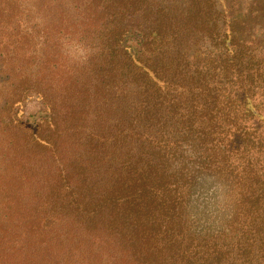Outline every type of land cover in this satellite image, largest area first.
I'll use <instances>...</instances> for the list:
<instances>
[{"label":"trees","instance_id":"trees-1","mask_svg":"<svg viewBox=\"0 0 264 264\" xmlns=\"http://www.w3.org/2000/svg\"><path fill=\"white\" fill-rule=\"evenodd\" d=\"M0 63V264H264V0H0Z\"/></svg>","mask_w":264,"mask_h":264},{"label":"rangeland","instance_id":"rangeland-1","mask_svg":"<svg viewBox=\"0 0 264 264\" xmlns=\"http://www.w3.org/2000/svg\"><path fill=\"white\" fill-rule=\"evenodd\" d=\"M35 17L37 19V16ZM31 23L34 24L35 22L32 21ZM40 41L41 40L34 35L33 46L35 47H33V51H37L38 46L40 45ZM5 71H7V69H5L0 63V189H2L4 185L6 189V183H8L9 180L7 175H13V170L14 168L16 169L15 162L10 157L11 152H9V140L11 138L9 133L7 132V129L11 128L9 126V113L6 107H4L6 99H8L12 83L6 81ZM44 110V103L36 97H31L30 99L25 100L24 102L20 103L19 106L13 109V111L19 112L17 116L21 121H26L31 115H36L43 112ZM14 143L17 147L15 155L19 158L25 157L27 160L23 159L24 162L28 161L30 164V167H28V171L32 172L33 170L34 172V178L38 184L31 185L29 188V192L33 200H36L42 197L39 187L43 184L42 182L44 181L46 175L49 173V167H47L46 164L47 158L42 159V157L39 156V153L32 152L29 149H26V147H24V145L22 144L20 138L15 140ZM21 171L24 172L23 169H21ZM18 174L20 175L22 173L19 171ZM13 189L8 188L7 192L12 193ZM3 193L4 192H1L0 190V196Z\"/></svg>","mask_w":264,"mask_h":264}]
</instances>
